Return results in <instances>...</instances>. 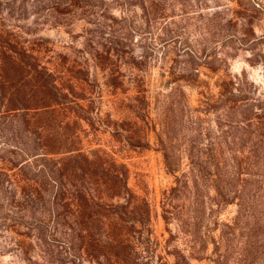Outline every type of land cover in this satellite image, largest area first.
<instances>
[{
    "label": "rangeland",
    "instance_id": "1",
    "mask_svg": "<svg viewBox=\"0 0 264 264\" xmlns=\"http://www.w3.org/2000/svg\"><path fill=\"white\" fill-rule=\"evenodd\" d=\"M10 42L72 87L84 149L128 167L129 192L100 188L105 235L129 243L118 264H264V0H0ZM13 132L0 116V264H97L73 257L70 219L15 202Z\"/></svg>",
    "mask_w": 264,
    "mask_h": 264
},
{
    "label": "trees",
    "instance_id": "2",
    "mask_svg": "<svg viewBox=\"0 0 264 264\" xmlns=\"http://www.w3.org/2000/svg\"><path fill=\"white\" fill-rule=\"evenodd\" d=\"M3 69L8 74L0 76V84L7 86V90L0 96L4 108L0 116L7 117L14 126L12 140L22 139L9 144V148L15 150L11 153L24 154L22 162L9 161L11 165L7 168L19 178L16 185L20 187L21 200L15 201L14 196L12 199L20 208L41 206L45 215L50 216L53 230L60 225L61 215L70 219V229L77 235L75 250L78 253L74 258L85 256L102 264V259L109 255L113 264H118L122 254L119 251L129 248V243L120 237L123 229L116 224L111 235H105L101 202L105 196L109 200L111 195L100 188L114 181L117 192L113 191L112 195L116 193L120 197L129 192L127 165L117 163L101 148L84 149L85 130L81 121L87 119L88 111L74 100L72 87L56 83L54 73L40 65L30 51L10 42L6 51H0V71ZM76 107L84 113L78 112ZM128 144L149 146L139 141ZM2 172L0 169V174ZM47 205L63 208L64 214L55 208L46 213ZM136 212L138 221L146 222L149 218L146 199L138 202ZM39 222L42 227L43 220Z\"/></svg>",
    "mask_w": 264,
    "mask_h": 264
}]
</instances>
